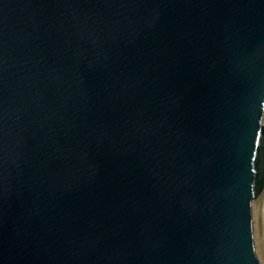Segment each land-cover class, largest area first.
Returning a JSON list of instances; mask_svg holds the SVG:
<instances>
[{"label":"water","instance_id":"1","mask_svg":"<svg viewBox=\"0 0 264 264\" xmlns=\"http://www.w3.org/2000/svg\"><path fill=\"white\" fill-rule=\"evenodd\" d=\"M264 0H0V264H261Z\"/></svg>","mask_w":264,"mask_h":264},{"label":"rangeland","instance_id":"2","mask_svg":"<svg viewBox=\"0 0 264 264\" xmlns=\"http://www.w3.org/2000/svg\"><path fill=\"white\" fill-rule=\"evenodd\" d=\"M253 231L256 255L264 264V194L263 192L253 201Z\"/></svg>","mask_w":264,"mask_h":264},{"label":"built area","instance_id":"3","mask_svg":"<svg viewBox=\"0 0 264 264\" xmlns=\"http://www.w3.org/2000/svg\"><path fill=\"white\" fill-rule=\"evenodd\" d=\"M262 125H263V128H264V116H263V118H262ZM263 194H264V189H263Z\"/></svg>","mask_w":264,"mask_h":264}]
</instances>
